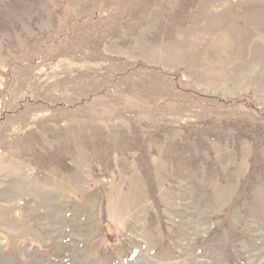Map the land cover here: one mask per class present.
<instances>
[{"label": "rangeland", "instance_id": "374dc122", "mask_svg": "<svg viewBox=\"0 0 264 264\" xmlns=\"http://www.w3.org/2000/svg\"><path fill=\"white\" fill-rule=\"evenodd\" d=\"M0 264H264V0H0Z\"/></svg>", "mask_w": 264, "mask_h": 264}]
</instances>
